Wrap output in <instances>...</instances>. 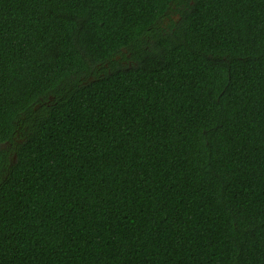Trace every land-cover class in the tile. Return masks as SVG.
<instances>
[{"label":"trees","instance_id":"obj_1","mask_svg":"<svg viewBox=\"0 0 264 264\" xmlns=\"http://www.w3.org/2000/svg\"><path fill=\"white\" fill-rule=\"evenodd\" d=\"M0 264H264V0H0Z\"/></svg>","mask_w":264,"mask_h":264},{"label":"flooded vegetation","instance_id":"obj_2","mask_svg":"<svg viewBox=\"0 0 264 264\" xmlns=\"http://www.w3.org/2000/svg\"><path fill=\"white\" fill-rule=\"evenodd\" d=\"M117 59H118V57H117ZM129 66H131L130 64H129ZM90 79V78H89Z\"/></svg>","mask_w":264,"mask_h":264}]
</instances>
